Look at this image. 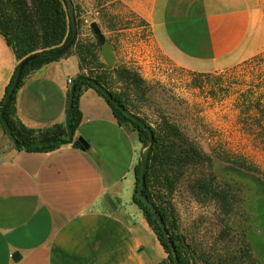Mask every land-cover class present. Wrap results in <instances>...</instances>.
<instances>
[{
  "label": "crops",
  "instance_id": "crops-1",
  "mask_svg": "<svg viewBox=\"0 0 264 264\" xmlns=\"http://www.w3.org/2000/svg\"><path fill=\"white\" fill-rule=\"evenodd\" d=\"M124 2L138 10L154 46L176 68L212 72L264 50L258 0ZM95 19L104 35L111 33ZM16 65L0 33V100ZM78 73L74 53L34 71L16 91V117L33 129L64 124ZM79 111L74 137L87 141L84 149H17L0 127V264H166L167 252L133 201L137 132L120 125L93 88L80 95Z\"/></svg>",
  "mask_w": 264,
  "mask_h": 264
},
{
  "label": "trees",
  "instance_id": "trees-1",
  "mask_svg": "<svg viewBox=\"0 0 264 264\" xmlns=\"http://www.w3.org/2000/svg\"><path fill=\"white\" fill-rule=\"evenodd\" d=\"M75 18L78 38L74 45L60 55L28 61L22 71L18 87L6 104L5 118L15 138L23 144L66 137L64 124H55L42 129L23 125L15 114V94L23 81L34 71L67 54L74 53L78 56L77 76H87L96 80L136 116L138 115L134 110L137 105L133 99L140 102L147 100L146 83L139 74L124 65L111 68L102 62L97 39L94 35V39L81 37L82 20L77 15ZM0 33L13 49L17 60V65L0 100L1 108L20 61L33 53L58 48L70 40L72 28L67 3L65 0H0ZM91 34H93L92 30ZM256 76L248 87L238 94L233 106L237 110L236 122L240 131L251 140L255 148L264 153V70ZM117 84L120 86L116 87ZM87 88L95 89L107 101L120 125L136 131L140 142L147 139L148 131L143 126L122 113L99 90L83 80L76 82L70 110L69 120L73 131L81 119L79 97ZM138 117L153 133L152 143L144 152L142 192L156 208L165 224L179 264H263L254 255L251 243L242 228L241 218H244L245 210L241 205L243 201L240 195L241 188L237 183H229L217 177L213 171L212 153L207 152L196 136L190 135L189 131L170 115H159L155 125L148 123L145 118ZM0 127L3 129L1 119ZM58 146L44 145L32 150L49 151ZM213 153L222 161L250 171H258L240 155L227 151H213ZM139 168L138 160L134 167L133 201L167 252L166 264H175L170 246L151 208L135 196ZM179 188L198 203L213 205L212 216L217 229L209 245L188 243L189 240L180 231L178 212L172 201L175 191Z\"/></svg>",
  "mask_w": 264,
  "mask_h": 264
},
{
  "label": "rangeland",
  "instance_id": "rangeland-1",
  "mask_svg": "<svg viewBox=\"0 0 264 264\" xmlns=\"http://www.w3.org/2000/svg\"><path fill=\"white\" fill-rule=\"evenodd\" d=\"M72 1L77 17L82 20L81 37L94 39L89 22L96 17L105 32L111 31L105 37L115 59L108 65L100 53L101 61L111 68L124 65L145 81L147 100L133 99L137 105L134 112L151 125H155L161 114L172 116L212 153L217 177L240 186L241 205L245 210L242 228L254 255L264 264V153L240 131L237 110L233 106L238 94L264 70V50L258 57H250L230 68L212 72L179 69L154 46L151 31L138 10L124 2L129 0ZM258 1L264 9V0ZM212 149L240 155L258 171L222 161ZM172 201L178 212L180 231L188 243L209 245L217 229L212 216L213 205L198 203L182 188L175 191Z\"/></svg>",
  "mask_w": 264,
  "mask_h": 264
},
{
  "label": "water",
  "instance_id": "water-1",
  "mask_svg": "<svg viewBox=\"0 0 264 264\" xmlns=\"http://www.w3.org/2000/svg\"><path fill=\"white\" fill-rule=\"evenodd\" d=\"M65 1L67 3L68 13L70 16L72 36L66 44H64L58 48L33 53V54L25 57L22 61H20L16 75H15L14 80H13V83H12L6 97L4 98L3 104L0 108V119H1L3 130L6 133V135L9 137V139L11 140L14 147H16L17 149L32 150V149H35L37 147L44 146V145H71V147L78 148V149L87 148L89 145L85 139H83L82 137H76V138L74 137V131L71 128L69 118H70V110H71V107L73 104V96H74V90H75L76 82L79 80H83V81H86V82L90 83L91 85H93L97 90H99L108 99V101L113 106H115L122 113H124L126 116L131 118L133 121H135L139 125L143 126L148 131V137L146 140L141 142V147L139 149L138 158H139V162H140V168H139V177H138V183L136 186L135 196L141 202L147 204L151 208V211H152L155 219L157 220V222L160 224V226L163 230L164 236L167 239V243L170 246L171 252H172L173 257H174V263L179 264V260H178V256H177L175 247H174V245L170 239V235L166 229L165 224L163 223L161 217L157 213L156 208L153 206V204L148 200V198L142 192V186L144 183V165H145L144 152L152 143V139H153L152 130L148 126L145 125V123L143 122L142 119H140L138 116H136L134 113H132L129 109L125 108L122 104H120V102L112 95V93L108 89L103 87L96 80H94L90 77H87V76H77L74 78V80L72 81L70 88H69L68 101H67L66 112H65V117H64V126H65V130H66V137L65 138L55 139V140L43 139V140L33 141L29 144H23L15 138V136L13 135V133L11 131V128L8 125V122H7L5 115H4V110H5L6 104L8 103L10 97L12 96V94L14 93L16 88L18 87L19 80L21 78L22 71H23L26 63L28 61L36 59V58H44V57H51V56L60 55L64 52H66L68 49H70L77 40L78 32H77V26H76L74 4H73L72 0H65ZM89 27L92 30L93 35L97 39V42L100 46L101 56L103 57V59L106 61V63L108 65H112V63L114 62V59H115V55H114L111 44L106 39V37L103 34L99 24L95 20H91L89 22ZM103 197L105 198V200L107 201V203L110 205V207L112 209H116V205H115L114 201L111 199V197L107 193H105ZM17 256H18L17 252L13 254L14 258Z\"/></svg>",
  "mask_w": 264,
  "mask_h": 264
}]
</instances>
